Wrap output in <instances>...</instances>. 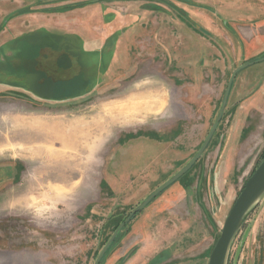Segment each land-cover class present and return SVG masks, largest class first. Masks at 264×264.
Wrapping results in <instances>:
<instances>
[{"label":"rangeland","instance_id":"1","mask_svg":"<svg viewBox=\"0 0 264 264\" xmlns=\"http://www.w3.org/2000/svg\"><path fill=\"white\" fill-rule=\"evenodd\" d=\"M5 2L2 13L17 6L19 15L73 4ZM76 3L83 12H111L108 23L123 25L125 13L141 18L131 22L125 65L99 87L97 71L112 52L80 50L76 38L61 52L47 49L64 43L48 24L32 25L35 31L0 47V54L21 50L18 60L0 65V92L20 87L0 94V117L10 118L0 123V264H94L116 228L196 155L233 72L255 61L236 73L222 119L195 165L125 224L100 262L128 264L141 253L136 264H165L173 253L166 264H208L235 199L264 159V60L256 61L264 57V0ZM10 17L0 27L10 26ZM57 53L62 63L83 68L82 78L58 81L56 67L36 68L35 61L46 64ZM26 90L45 103L22 96ZM138 90L147 93L142 102L157 106H147L137 121L110 120V109ZM23 112H36L34 122L48 126L16 129V121L32 118ZM15 164L20 171L11 178ZM226 264H264V195L233 238Z\"/></svg>","mask_w":264,"mask_h":264},{"label":"crops","instance_id":"2","mask_svg":"<svg viewBox=\"0 0 264 264\" xmlns=\"http://www.w3.org/2000/svg\"><path fill=\"white\" fill-rule=\"evenodd\" d=\"M10 2H8V0H6V3H10L12 5V3H16V0H9ZM4 0H0V7L3 5ZM77 0H70V6L67 5H62L59 6V9L54 11V12H50L51 10H46L43 6L42 9H39V11H28L26 14H21L19 15V12L13 11V9L9 10L6 13H2L0 11V24L3 20L4 17H6L8 14H11L10 17V26L8 25H2L0 27V47L4 46L5 44H10L13 41H18L19 39L23 38L28 31L31 29L35 31V26L32 25H39L38 27H41L43 25H45L46 27L49 25L51 27H53L54 30L57 31V38L59 40V38H61V42L62 40H64V43L61 44V46H58V48H56L57 46L53 45H49L52 47H47L56 51H60L61 52V47H67V40L71 39V38H76L77 40H79V45L77 46L78 49L80 50H99L100 55H102V52L104 51H111L112 52V58L110 59V62L108 63V65L106 66V68L102 71H97V76L99 77V74L101 75V79L98 80V87L99 85H101L102 83H104V81L107 78L113 77V75L116 74V68L118 67H123L125 65L126 60L129 57L130 54V49L126 48V52L125 49H123L125 46H127V44L129 43L130 40V35H131V22L132 20L135 19H139L141 17L138 16H134L133 14H124L125 16L121 17L124 20V22L122 23L123 25H120L119 22L113 21L111 23L107 22V19H110L112 15L111 12H107L104 10H96L94 12H83L82 7L77 5ZM99 2V1H98ZM97 3V2H96ZM67 8H70V10L67 11H63V12H58V11H62V10H66ZM46 10V11H45ZM114 14H116V12H113ZM122 13V12H121ZM120 12H117V18L120 17ZM84 18H83V17ZM89 16V18H91L92 20H83L85 18H87ZM114 18V17H112ZM64 19V20H63ZM77 19H81V20H77ZM103 20H105L103 22ZM26 21L25 26L22 24V22ZM106 23L105 26L107 28V33L105 32V34H101L99 32L100 27L103 29L101 23ZM8 23V22H7ZM8 23V24H9ZM48 24V25H46ZM30 26L34 27L31 28ZM29 29V30H28ZM33 31V32H34ZM39 31V30H36ZM116 35V36H115ZM69 37V38H68ZM60 42V43H61ZM60 45V44H59ZM78 45V44H77ZM69 47V46H68ZM20 47H17V49H8L7 51H9L7 54H0V65L2 66L7 60L8 58H10L9 60H15V58H17V60L19 59V53H21V50L19 49ZM2 49V48H1ZM43 48V52H40L41 55H44L45 51ZM61 49V50H58ZM94 50V51H95ZM16 53V54H15ZM14 54V55H13ZM60 55V53H59ZM58 53L57 56L55 58H51L50 56V60H48L49 62H47L46 64H44L41 60H39L38 62L35 61V65L36 68L38 70H42V69H49L53 66L56 67L55 71H57L56 74H58V79L56 78V80L61 81L63 78H68L69 80H71L72 82L76 80V77H81L80 75L83 73V68H77V65H74V67H72V65H70V63H62L60 61ZM6 57V58H5ZM15 57V58H14ZM53 59V60H52ZM100 66V65H99ZM98 67V65H97ZM70 76V77H67ZM82 78V77H81ZM55 80V81H56ZM41 83L45 82L43 79H41V81H39ZM13 85H10L8 88H4L0 94H5V93H10V92H15L14 89H16V92L18 90V88L20 87H14L12 88ZM13 90V91H12ZM27 92H25L26 94H22V96H26L29 99H32L33 97L29 96V90H26ZM141 91V90H139ZM137 92V91H136ZM143 93H145V91H143ZM76 97V96H72ZM144 97L146 98V94L144 95ZM35 99V98H33ZM38 101H43V103H45L46 99H40V97H37ZM47 102V101H46ZM18 113V112H17ZM12 114V112L10 113ZM22 114L28 116V115H32V118L30 117H26L23 119L22 122H18L16 121V123H14V126H16L15 128L18 129V127L20 126H48L47 124L49 123H35L34 122V116L36 114V112H23ZM4 119H9L10 118H4V117H0V123H3ZM31 120V121H29ZM11 124V123H10ZM77 124H75L74 126H76ZM13 126V124H12ZM70 126H72L70 124ZM78 126V125H77ZM80 126H84V125H80ZM14 166H10V176L11 178L15 177L16 174L14 172ZM2 173H4V171L0 172V175H2ZM151 243V242H149ZM172 246H168V247H164L162 248L159 252H156L153 255H150L149 258L147 259V261H145L146 263L150 262V261H155L156 259H159V257L167 250L172 249ZM148 249H150V246H148ZM149 252V251H148ZM147 252V253H148ZM141 253H138L136 256H134L130 262H128V264H136L137 261L141 260L142 258H145L146 255H143V257L140 256ZM142 255V254H141ZM174 254L172 253L169 257H167L163 263H168L171 262L174 259ZM144 264V263H143Z\"/></svg>","mask_w":264,"mask_h":264},{"label":"water","instance_id":"3","mask_svg":"<svg viewBox=\"0 0 264 264\" xmlns=\"http://www.w3.org/2000/svg\"><path fill=\"white\" fill-rule=\"evenodd\" d=\"M252 63L253 62L243 64L233 72L229 80L217 119L212 129L210 130L208 136L206 137L205 141L203 142L202 146L196 153V155L179 172H177L174 176H172L170 179L164 182L161 186H159L155 191H153L147 198H145L133 210L132 214L144 209L146 205L154 197H156L167 186L177 181L183 174H185L198 161L199 157L203 154L206 147L208 146L213 134L215 133L220 123V120L222 119L236 73ZM263 195H264V159L260 162L257 168L249 176L242 190L240 191L239 195L235 199L230 209V212L225 219L221 234L210 254L208 264H226L227 254H228L229 247L231 245L233 238L235 237L239 229L242 227L243 223L246 221V219L252 212L257 202L263 197ZM132 214L128 216L124 220V222H122L116 228V230L114 231L110 239L106 242L105 246L103 247V249L97 256L94 264H100L103 256L105 255L109 247L112 245V243L115 241L116 237L118 236L122 228L125 226V224L130 222L132 218Z\"/></svg>","mask_w":264,"mask_h":264},{"label":"bare ground","instance_id":"4","mask_svg":"<svg viewBox=\"0 0 264 264\" xmlns=\"http://www.w3.org/2000/svg\"><path fill=\"white\" fill-rule=\"evenodd\" d=\"M145 94L147 93H143L142 91L138 90L131 97V99L134 100L132 103L130 102L131 100L130 99L129 101L117 104V106H113L110 109L111 111H113L110 114L111 115L110 120H113V122H116V120L126 121L128 119H130V121L131 120L137 121L141 116H143V113L146 112L148 108L147 106H151V108H155L157 106L158 101L157 102L151 101L150 103L141 101V99L145 98L144 97ZM136 100H138V102H136Z\"/></svg>","mask_w":264,"mask_h":264},{"label":"flooded vegetation","instance_id":"5","mask_svg":"<svg viewBox=\"0 0 264 264\" xmlns=\"http://www.w3.org/2000/svg\"><path fill=\"white\" fill-rule=\"evenodd\" d=\"M262 58H264V57H262ZM262 58H259V60H256V61H263L264 59H262ZM252 62H255V61H252ZM245 64H246V63H245ZM250 65H251V64H250ZM246 67H247V66H246ZM194 165H195V164H194ZM194 165H193V166H194ZM193 166H192V167H193ZM192 167H191V168H192ZM13 168L15 169L14 172H15V174L17 175L18 172L20 171V170H19V167L15 164ZM191 168H190V169H191ZM190 169H189L185 174H187V173L190 171ZM185 174H183L182 176H184ZM173 176H174V175H173ZM182 176H181V177H182ZM181 177H180V178H181ZM180 178H179V179H180ZM169 179H170V178H169ZM179 179H178V180H179ZM173 183H174V182H173ZM161 185H162V184H161ZM161 185H160V186H161ZM169 186H170V185H169ZM167 187H168V186H167ZM167 187H166V188H167ZM166 188H165V189H166ZM165 189H164V190H165ZM161 192H162V191H161ZM161 192H160V193H161ZM160 193H159V194H160ZM146 198H147V197H146ZM155 198H156V197H154L150 202H152ZM150 202H149L148 204H150ZM148 204H147V205H148ZM147 205H146V206H147ZM145 208H146V207H145ZM142 210H143V209H142ZM138 212H140V211H138ZM138 212L132 214V218H134V215H136ZM132 218H131V220H132ZM131 220H130V221H131Z\"/></svg>","mask_w":264,"mask_h":264},{"label":"trees","instance_id":"6","mask_svg":"<svg viewBox=\"0 0 264 264\" xmlns=\"http://www.w3.org/2000/svg\"><path fill=\"white\" fill-rule=\"evenodd\" d=\"M263 158H264V155H263ZM135 216V215H134Z\"/></svg>","mask_w":264,"mask_h":264}]
</instances>
